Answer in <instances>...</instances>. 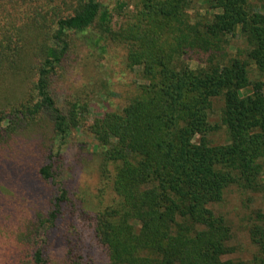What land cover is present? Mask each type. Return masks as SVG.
<instances>
[{
	"label": "trees",
	"instance_id": "16d2710c",
	"mask_svg": "<svg viewBox=\"0 0 264 264\" xmlns=\"http://www.w3.org/2000/svg\"><path fill=\"white\" fill-rule=\"evenodd\" d=\"M72 33L100 70L115 45L126 72L140 68L146 82L121 109L88 94L58 105ZM253 65L264 73V0H0V264H248L224 258L233 222L213 207L232 188L256 246L249 264H264V211L251 207L264 191V81ZM223 128L228 142L213 143ZM84 132L100 158L94 207L85 193L73 201L62 169Z\"/></svg>",
	"mask_w": 264,
	"mask_h": 264
},
{
	"label": "rangeland",
	"instance_id": "374dc122",
	"mask_svg": "<svg viewBox=\"0 0 264 264\" xmlns=\"http://www.w3.org/2000/svg\"><path fill=\"white\" fill-rule=\"evenodd\" d=\"M106 4H110L112 7L118 0H101ZM198 0H195V3ZM203 3V0H200ZM196 6L193 4V8L189 10L192 15L195 12ZM133 9V5L131 6ZM204 13V12H202ZM81 34L72 33L69 35L72 41V53L70 55V65L68 66V72L63 80L58 79L54 89V96L58 101V105L63 108H67L68 101L77 98L79 95L84 96L88 94L86 98L87 103L95 105L97 103L99 107H102L105 100H108L113 109H121L128 103L130 97L136 93L138 85L145 83L143 76L140 74V68H136L134 72L128 73L125 69L124 62V50L119 46H113L110 49V55L107 58V65L104 69H99L98 60L90 56L89 50L84 47L81 40ZM240 35L237 36L235 43L240 45L242 42ZM241 40V42H240ZM235 50L232 49V52ZM232 54V53H231ZM203 60L206 59V55L201 56ZM205 63L198 59L189 61V65L196 69L199 65ZM113 66L115 70L113 71ZM112 70V71H111ZM250 76L253 80L264 81V73L260 72L255 65L252 66ZM99 81L109 82L108 94L103 88L101 91L97 90ZM95 87H97L95 89ZM98 93V94H97ZM223 106L222 98L214 99V107L211 113V120L218 122L221 115V108ZM96 112L90 113V118L94 116ZM44 124V123H43ZM42 127H47L45 123ZM210 139L215 144H225L228 142V134L225 128L210 135ZM66 157L65 164L63 165L64 176L70 179L69 188L73 201L78 205L80 204V197L83 193L90 197L93 202L92 207L98 205L96 195L99 193L101 184L100 177V158L95 152V140L90 133L84 132V134H75L72 141L64 149ZM88 162L80 163V155L92 156ZM74 175V176H73ZM75 177V179H73ZM234 188L230 189L225 195L224 200L221 203L214 205L213 207L222 213L228 215L229 219L233 222V239L230 241L231 246L234 248V252L226 255L225 259L244 260L248 264L251 261L256 246L252 244L249 232L247 229V223L241 217H243V206L241 202V196L236 193ZM255 201L252 203V208H259L264 211V191L253 194ZM247 199L246 196H243ZM97 201V202H96ZM56 251H60L56 245L54 248Z\"/></svg>",
	"mask_w": 264,
	"mask_h": 264
}]
</instances>
